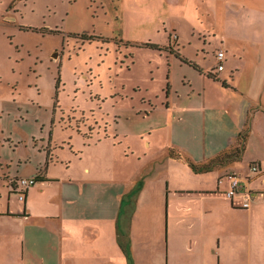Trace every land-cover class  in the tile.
<instances>
[{"label": "crops", "instance_id": "1", "mask_svg": "<svg viewBox=\"0 0 264 264\" xmlns=\"http://www.w3.org/2000/svg\"><path fill=\"white\" fill-rule=\"evenodd\" d=\"M227 3L204 53L182 55L176 32L136 47L169 61L158 90L133 61L100 87L92 67L70 84L0 72V264H264V3ZM228 174L248 178L249 207ZM21 177L36 178L23 199Z\"/></svg>", "mask_w": 264, "mask_h": 264}, {"label": "rangeland", "instance_id": "2", "mask_svg": "<svg viewBox=\"0 0 264 264\" xmlns=\"http://www.w3.org/2000/svg\"><path fill=\"white\" fill-rule=\"evenodd\" d=\"M227 2L0 0V72L5 71L8 76V71L15 69L14 76L21 77L23 73L24 82L31 79L45 82L52 77L51 70L56 71L58 76L61 69L63 79H67L70 84L75 68L85 70L92 67L98 74L95 76L97 86L100 81L111 86L113 78L114 81H119L125 75L127 78V70H120L118 65L123 62L127 69L128 63L132 64L133 61L136 63L131 72L149 79L153 84L151 89L158 90L164 75L168 74L165 71L170 66L169 61L160 54L159 57L153 54L155 50L136 47L146 42L163 40L165 32H176L183 39H193L189 40L191 46L177 45L182 55L186 52L194 57L198 52L204 53L206 48H197V39L203 43V38L213 40L214 37L213 31L209 33L202 30L207 24L212 27L213 23L224 19L223 12L214 13V6H218L219 10L226 6L227 14L235 16L229 12L231 9ZM241 3L249 7L250 4L261 5L264 0H241ZM8 15L16 16V22L9 21ZM215 37L217 41L220 40L219 35ZM58 48H64L65 52L61 65L50 60L54 58L53 55L47 57L49 52ZM152 55L156 56L151 58ZM168 89L169 83L163 91L167 93ZM138 248L141 251L142 248Z\"/></svg>", "mask_w": 264, "mask_h": 264}, {"label": "built area", "instance_id": "3", "mask_svg": "<svg viewBox=\"0 0 264 264\" xmlns=\"http://www.w3.org/2000/svg\"><path fill=\"white\" fill-rule=\"evenodd\" d=\"M176 37V35H173ZM217 65L215 70L220 71L224 68L223 61L225 59L224 50L216 51ZM251 171L253 173L259 171V166L254 163L251 165ZM229 188L226 191V196L232 200H236L237 197H244L242 200L243 207H249L252 201V191L247 186L248 178H242L237 174H228ZM36 181L35 177H21L17 180V186L20 187L19 197L20 199L24 198V191Z\"/></svg>", "mask_w": 264, "mask_h": 264}, {"label": "trees", "instance_id": "4", "mask_svg": "<svg viewBox=\"0 0 264 264\" xmlns=\"http://www.w3.org/2000/svg\"><path fill=\"white\" fill-rule=\"evenodd\" d=\"M139 46H149V47L156 48V49H159V50H162V49L164 48V47H162L161 45H159L158 43H153V42H146V43H143V44H141V45H139ZM178 54H179V53H178ZM180 57H182V58H181L182 60L187 61V62H190V63H192L194 66L198 67L195 63H193L192 61L188 60L187 58H185V57H183V56H180ZM209 74L212 75L211 72H209ZM57 84L59 85V79H58V81H57ZM244 133H245V132H244ZM243 137H244V136H243ZM242 144H243V143H242ZM241 146H243V145H241ZM240 151H242V148L238 146V147L233 151V153L238 154ZM224 154H226V156L228 155L227 152L224 153ZM220 157H221V156H218V157H216V159H213L212 162H210V163H206V164H203V165H201V166L195 164L193 161H191V160H189V159H187V161H188V163H189L194 169H196V170H198V169H200V168H201V170H206V169L210 168V166H211L214 162H216L217 160H219Z\"/></svg>", "mask_w": 264, "mask_h": 264}]
</instances>
